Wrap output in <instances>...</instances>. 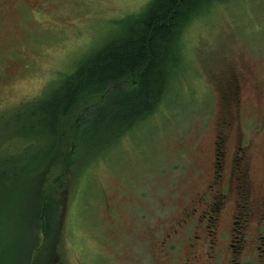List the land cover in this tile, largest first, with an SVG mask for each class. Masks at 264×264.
I'll return each instance as SVG.
<instances>
[{"label": "rangeland", "instance_id": "1", "mask_svg": "<svg viewBox=\"0 0 264 264\" xmlns=\"http://www.w3.org/2000/svg\"><path fill=\"white\" fill-rule=\"evenodd\" d=\"M149 1L0 0V173L53 156L32 194L23 174L8 185L0 264H28V256L29 264L170 263L154 244L204 187L233 73L247 75L244 113L264 112L253 86L264 81V0H214L183 31L181 65L150 116L118 139L89 141V129L87 156L70 143L49 154L62 126L46 119L45 94L121 36ZM253 140L264 174V130ZM259 256L248 249L251 263Z\"/></svg>", "mask_w": 264, "mask_h": 264}, {"label": "trees", "instance_id": "2", "mask_svg": "<svg viewBox=\"0 0 264 264\" xmlns=\"http://www.w3.org/2000/svg\"><path fill=\"white\" fill-rule=\"evenodd\" d=\"M212 1L150 0L127 19L130 24L121 36L110 40L74 74L46 93V119L51 126H62L60 139L49 154L54 155L59 145L70 143L74 155L82 151L87 156L84 147L90 140L118 139L135 123L150 116L164 99L181 65L183 31ZM89 129L92 132L88 134L89 141H85ZM51 157L35 165L21 164L18 172L9 175L0 173V231L5 225L12 178L23 174L21 180L32 194L35 178L43 176V164ZM58 160L54 159L50 166H56ZM71 163L68 159L66 169ZM37 219L42 220L40 213ZM30 248L37 251L36 246ZM29 259L28 256L25 261L28 264Z\"/></svg>", "mask_w": 264, "mask_h": 264}, {"label": "flooded vegetation", "instance_id": "3", "mask_svg": "<svg viewBox=\"0 0 264 264\" xmlns=\"http://www.w3.org/2000/svg\"><path fill=\"white\" fill-rule=\"evenodd\" d=\"M246 78L245 72L233 73L222 88L225 110L216 126L214 118L211 168L203 189L181 216L159 230L155 253L168 264L176 262L173 254L185 243L180 264H253L249 248L264 256V174L257 175L253 140L264 130V112L256 118L244 113ZM253 86L255 97L264 101V81ZM229 141L230 150L225 148Z\"/></svg>", "mask_w": 264, "mask_h": 264}]
</instances>
